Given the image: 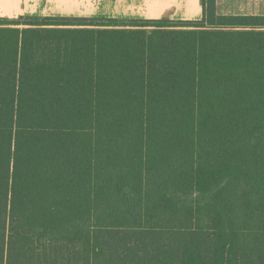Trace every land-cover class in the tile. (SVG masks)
I'll use <instances>...</instances> for the list:
<instances>
[{
    "label": "trees",
    "instance_id": "obj_1",
    "mask_svg": "<svg viewBox=\"0 0 264 264\" xmlns=\"http://www.w3.org/2000/svg\"><path fill=\"white\" fill-rule=\"evenodd\" d=\"M0 18V264H264V16Z\"/></svg>",
    "mask_w": 264,
    "mask_h": 264
},
{
    "label": "rangeland",
    "instance_id": "obj_2",
    "mask_svg": "<svg viewBox=\"0 0 264 264\" xmlns=\"http://www.w3.org/2000/svg\"><path fill=\"white\" fill-rule=\"evenodd\" d=\"M111 1L112 0H0V18L17 19L20 16H39L108 19L102 18V16L97 14V10L101 7L110 8L112 5L115 4L114 6H116L118 4V2L112 3ZM135 1L136 2L131 3V5L136 6L135 11L138 10L140 13L151 12L150 8L157 7L159 9V14H161L162 8L171 5L170 0H163L164 2L161 3H152L149 0ZM183 1H188L189 8H192H190V15L188 16L191 20L186 21L201 20L202 16L200 18L197 16V6L196 3L194 4V0ZM215 7L217 14L222 16H264V0H215ZM156 13L158 14V12ZM145 16L149 15L146 14ZM133 20L117 19L114 24L120 27L132 25Z\"/></svg>",
    "mask_w": 264,
    "mask_h": 264
},
{
    "label": "crops",
    "instance_id": "obj_3",
    "mask_svg": "<svg viewBox=\"0 0 264 264\" xmlns=\"http://www.w3.org/2000/svg\"><path fill=\"white\" fill-rule=\"evenodd\" d=\"M152 3H161L164 2L163 0H149ZM147 1V2H149ZM167 1V0H166ZM171 5L167 6L165 8H162V13L159 14V9L156 8H150L151 12H143L140 13L138 10L135 11L136 6H132L131 3H135V0H112L111 2H118L116 6L112 5L110 8H98L97 14L102 16V18H108V19H167L171 21H186L191 20L188 16L190 15L189 3L188 1L185 2L183 0H170ZM169 1V2H170ZM138 2V1H137ZM146 2V1H141ZM202 0H194V4L196 3L197 6V16L200 18L202 16ZM128 4V5H124ZM186 4V5H185ZM194 8V5H193ZM156 9V10H154ZM158 12V14L156 13ZM144 16H143V15ZM148 14L149 16H145ZM152 16V17H151ZM174 16V17H173Z\"/></svg>",
    "mask_w": 264,
    "mask_h": 264
}]
</instances>
